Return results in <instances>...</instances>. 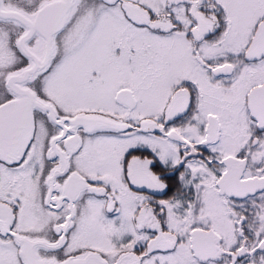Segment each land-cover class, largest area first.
Wrapping results in <instances>:
<instances>
[{
  "label": "snow or ice",
  "instance_id": "6c2138e0",
  "mask_svg": "<svg viewBox=\"0 0 264 264\" xmlns=\"http://www.w3.org/2000/svg\"><path fill=\"white\" fill-rule=\"evenodd\" d=\"M0 264H264V0H0Z\"/></svg>",
  "mask_w": 264,
  "mask_h": 264
}]
</instances>
